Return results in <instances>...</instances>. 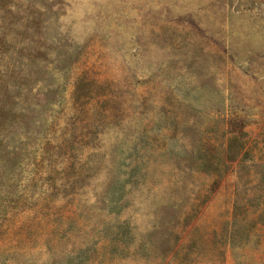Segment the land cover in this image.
Returning a JSON list of instances; mask_svg holds the SVG:
<instances>
[{
	"label": "rangeland",
	"instance_id": "rangeland-1",
	"mask_svg": "<svg viewBox=\"0 0 264 264\" xmlns=\"http://www.w3.org/2000/svg\"><path fill=\"white\" fill-rule=\"evenodd\" d=\"M0 264H264V0H0Z\"/></svg>",
	"mask_w": 264,
	"mask_h": 264
}]
</instances>
